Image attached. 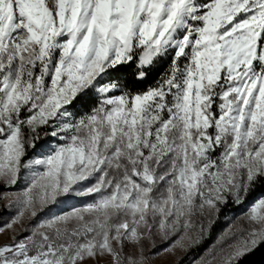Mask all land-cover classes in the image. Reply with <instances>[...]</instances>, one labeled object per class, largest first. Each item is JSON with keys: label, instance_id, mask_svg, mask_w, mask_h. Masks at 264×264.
Segmentation results:
<instances>
[{"label": "snow or ice", "instance_id": "1", "mask_svg": "<svg viewBox=\"0 0 264 264\" xmlns=\"http://www.w3.org/2000/svg\"><path fill=\"white\" fill-rule=\"evenodd\" d=\"M0 188V264H252L264 0H0Z\"/></svg>", "mask_w": 264, "mask_h": 264}, {"label": "rangeland", "instance_id": "2", "mask_svg": "<svg viewBox=\"0 0 264 264\" xmlns=\"http://www.w3.org/2000/svg\"><path fill=\"white\" fill-rule=\"evenodd\" d=\"M3 189L0 188V191H2ZM7 204V200L3 199L0 200V210L3 209V206ZM4 215H7V213H3ZM239 215V214H238ZM238 215H229L231 216V220H235V218ZM231 220L226 219L225 216L221 217L220 222L218 223L216 229L213 232V236H212V240H215L217 233L222 230L223 228H226L228 226V224L231 222ZM240 223H243V221H240ZM17 232H20L19 226H17ZM13 233L8 231L5 232L3 234H0V245L5 244V243H9L11 240ZM21 237L23 235H26V233H22L21 232ZM20 238V237H18ZM212 240L206 241L204 245H202L200 248L198 249H193L192 251H190L189 253H187L186 255L183 253H180V255L183 257L180 261V264H191L192 260H194L195 258H197L203 251L204 249L208 246V244H210L212 242ZM159 250V249H158ZM173 258L169 257L167 255L164 256H157L153 259L152 264H170L171 260ZM89 264H91V262H89Z\"/></svg>", "mask_w": 264, "mask_h": 264}, {"label": "trees", "instance_id": "3", "mask_svg": "<svg viewBox=\"0 0 264 264\" xmlns=\"http://www.w3.org/2000/svg\"><path fill=\"white\" fill-rule=\"evenodd\" d=\"M259 193H257L258 195ZM246 206H241L239 208H233L231 210L230 213H227L225 215H238L240 214L241 212H243L245 210ZM225 215H222V216H225ZM252 264H264V250H262L261 252H258L255 256L251 257L250 258Z\"/></svg>", "mask_w": 264, "mask_h": 264}]
</instances>
